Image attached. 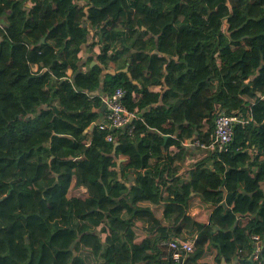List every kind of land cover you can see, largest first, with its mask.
<instances>
[{
    "label": "trees",
    "instance_id": "16d2710c",
    "mask_svg": "<svg viewBox=\"0 0 264 264\" xmlns=\"http://www.w3.org/2000/svg\"><path fill=\"white\" fill-rule=\"evenodd\" d=\"M80 1L0 0V208L15 197L77 264H257L256 234L264 264V0ZM119 87L143 114L108 141L98 90ZM220 110L245 119L228 150L187 162ZM173 237H197L183 262L163 258Z\"/></svg>",
    "mask_w": 264,
    "mask_h": 264
},
{
    "label": "crops",
    "instance_id": "0c3cea01",
    "mask_svg": "<svg viewBox=\"0 0 264 264\" xmlns=\"http://www.w3.org/2000/svg\"><path fill=\"white\" fill-rule=\"evenodd\" d=\"M84 2H86V0H83L82 4H84ZM87 25L89 26L88 41L80 49L73 48V50L78 52V54L81 56L80 67L84 69L88 68L90 65H94L98 63V54L101 51L100 44H97V43L95 44V42L99 40V36H97V33L99 30L96 27H93L90 23H88ZM154 52H159V51L158 49H155ZM116 66L117 65L115 61H111L110 65L107 68L104 67L103 76H105L106 74H116L120 70H123L128 73V76L131 82H133V85H137L138 82L134 81L131 78V74L129 73V65L124 67L123 69H117ZM68 73L69 75H72L73 70L69 69ZM166 88L167 86H163V85H150L149 86V90L151 91L162 90V92H164ZM98 94H101L102 96V106L99 108L100 120H102L106 112L105 98L108 94L102 91V89L98 90ZM134 95L137 98L140 97V93L137 91H134ZM148 109H150V107H148ZM134 113L139 118L140 116H142L143 111L137 108ZM195 138H196V135H194L190 139H185L182 141L183 146H185L186 149L188 150L186 159H187V162L189 163L198 161L199 159L202 158V155H203L202 154L203 149L201 146H198L197 141L196 142L194 141ZM121 162L123 161L120 160V164ZM7 173L13 176L15 175V170L11 168L10 170H7ZM261 185L264 188V181L261 183ZM79 192L85 193V188L83 187L79 188ZM12 202L13 204L16 205L15 197L10 199L9 202H6L7 204L6 203L3 204L2 207L0 208L1 209L0 210V220H1L0 225H2L3 228L6 227L5 223L7 222H11V225H12L11 229L0 232V262H5L6 264H14L10 260L11 253H9L8 250L10 249L15 252L16 248H18L19 250H22V253H24L23 257H26L28 255V257L26 258V261H28V264H64L62 261L64 259L66 260V264H77L74 262V257H75L74 252H65L59 255H56L53 252V250L47 243L48 232L41 225V222L38 219L18 218L16 216L17 208L15 205H14L15 218L13 219V218L8 217L4 209L6 206H8ZM128 216H129L128 213H124L122 215L123 218H127ZM6 218L10 220L6 221ZM33 223L34 224L36 223L37 226H35ZM34 228H39L41 233H35ZM25 233H27V236H25V244H26L25 248L29 251V253L26 252V249L23 250L22 243H21L22 237L25 235ZM28 233H31V235ZM3 249H6V250L2 251ZM32 254H33V258L31 259ZM18 264H21V263H18Z\"/></svg>",
    "mask_w": 264,
    "mask_h": 264
},
{
    "label": "built area",
    "instance_id": "2783aa9c",
    "mask_svg": "<svg viewBox=\"0 0 264 264\" xmlns=\"http://www.w3.org/2000/svg\"><path fill=\"white\" fill-rule=\"evenodd\" d=\"M128 90L126 87L117 88L112 94L105 98L106 112L99 125L101 129H107V140L114 141V131L131 126L132 121L137 115L130 111L123 103ZM238 122L244 123V119L239 114H229L225 110H220L215 120V130L212 134L211 142L209 144L197 141L198 146L203 150H218L219 152L227 151L231 141L234 138L235 125ZM132 132L134 126H131ZM255 246L251 252V258L257 264H263L261 254L263 250V239L261 235L256 234L252 236ZM197 237L180 238L173 237L160 242L161 246L167 247V253L163 256L164 259L170 257L175 262H183L184 257L196 249Z\"/></svg>",
    "mask_w": 264,
    "mask_h": 264
},
{
    "label": "rangeland",
    "instance_id": "374dc122",
    "mask_svg": "<svg viewBox=\"0 0 264 264\" xmlns=\"http://www.w3.org/2000/svg\"><path fill=\"white\" fill-rule=\"evenodd\" d=\"M83 0H81L79 3L82 4ZM14 205L13 202L10 203L8 206L5 207L4 211L7 213V216L10 217V218H15V209H14ZM10 213V214H9ZM4 215V213H3ZM5 218V217H4ZM10 219H7L6 218V221H9ZM5 221V222H6ZM34 224V223H33ZM35 226H37V224L35 223L34 224ZM5 226L6 227H2V225H0V232L1 231H5V230H8V229H11L12 228V225H11V222H7L5 223ZM34 231L35 233H41L39 228H34ZM34 233V234H35ZM31 235V233H28ZM25 236H27V233H25V235L22 237V240H21V243H22V247H23V250L26 249V244H25ZM3 248V247H2ZM6 249H3L2 251H5ZM9 253H11V262H13L14 264H18V263H21V264H28V261H26V258L28 257V255L26 257H23V254L22 253V250H19L18 248H16V251L14 252L13 250H8ZM26 252L29 253V251L26 249ZM33 258V254L31 256V259ZM54 259V258H53ZM64 264H66V260H62ZM1 264H6L5 262H0ZM10 263V262H9Z\"/></svg>",
    "mask_w": 264,
    "mask_h": 264
}]
</instances>
